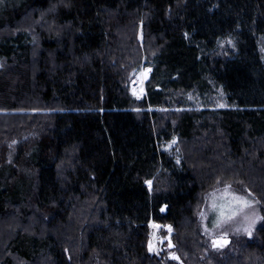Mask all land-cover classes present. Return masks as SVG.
<instances>
[{
	"label": "trees",
	"instance_id": "obj_1",
	"mask_svg": "<svg viewBox=\"0 0 264 264\" xmlns=\"http://www.w3.org/2000/svg\"><path fill=\"white\" fill-rule=\"evenodd\" d=\"M225 179L263 223L219 258L197 212ZM7 217L0 264H173L152 222L183 264H264V0H0Z\"/></svg>",
	"mask_w": 264,
	"mask_h": 264
},
{
	"label": "rangeland",
	"instance_id": "obj_2",
	"mask_svg": "<svg viewBox=\"0 0 264 264\" xmlns=\"http://www.w3.org/2000/svg\"><path fill=\"white\" fill-rule=\"evenodd\" d=\"M26 22V21H24ZM150 67H142L140 72L132 80L130 86L133 95L137 98H142L146 94L145 83L150 75ZM171 145L168 144L166 148ZM149 184V183H148ZM150 185V184H149ZM227 186V187H226ZM234 196L244 197L251 203L247 206H242L236 203H232ZM213 204L217 207L214 208ZM231 204V207L240 208L236 216L224 223H218L219 218V206ZM229 209H225L228 211ZM198 222L203 233L207 249L206 251L216 257H225V255L234 250L243 241L248 240L255 236L256 230L263 223V218L260 213V206L257 202V198L251 194L248 187L242 181H230L225 179L214 182L213 186L209 187L202 195L200 206L197 212ZM14 218V216H11ZM245 217L260 219L256 220V223L251 228V235L244 231V226L247 223ZM8 219H0V238L4 236L5 228H7ZM13 226V225H10ZM25 226V225H24ZM29 226V225H27ZM26 227V226H25ZM11 228L9 230L11 232ZM14 230V229H13ZM12 230V232H13ZM151 234L148 243L149 250L155 254H162L164 263L171 262L173 264H183V261L177 251H175L170 242L171 228L168 225L156 226V223H151ZM11 232V233H12ZM24 232L29 235V230L24 228ZM227 240V243L223 247H214V241ZM151 242V246H150ZM171 244V245H170ZM15 248L23 251L27 248V240L24 236H21L15 243ZM12 264H17V257H10Z\"/></svg>",
	"mask_w": 264,
	"mask_h": 264
},
{
	"label": "snow or ice",
	"instance_id": "obj_3",
	"mask_svg": "<svg viewBox=\"0 0 264 264\" xmlns=\"http://www.w3.org/2000/svg\"><path fill=\"white\" fill-rule=\"evenodd\" d=\"M229 43H231V41H229ZM147 183H151L150 181ZM227 187V186H226ZM232 203H236L242 206H247L251 203V201H248L247 199H245L244 197H240V196H234V200ZM213 207L216 208L217 205L213 204ZM229 209L228 211H225V209ZM240 208H232L231 204H226V205H220L219 206V218H218V223H224L227 222L228 220L232 219V217L236 216L237 212L240 211ZM260 219L259 217H255V218H249V217H245V221L247 222L244 226V231L248 232L249 235H251V228L252 226L256 223V220ZM227 243V240H216L214 241L213 246H220L223 247L224 244ZM150 246H151V242H150Z\"/></svg>",
	"mask_w": 264,
	"mask_h": 264
},
{
	"label": "water",
	"instance_id": "obj_4",
	"mask_svg": "<svg viewBox=\"0 0 264 264\" xmlns=\"http://www.w3.org/2000/svg\"><path fill=\"white\" fill-rule=\"evenodd\" d=\"M156 226L158 227L159 226V224L158 223H156ZM171 245V244H170Z\"/></svg>",
	"mask_w": 264,
	"mask_h": 264
}]
</instances>
